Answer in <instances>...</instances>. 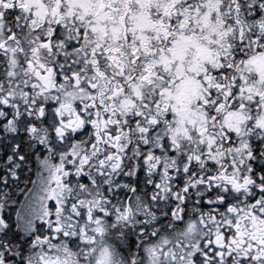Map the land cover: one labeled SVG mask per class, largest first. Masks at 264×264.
I'll return each mask as SVG.
<instances>
[{
	"label": "snow or ice",
	"instance_id": "snow-or-ice-1",
	"mask_svg": "<svg viewBox=\"0 0 264 264\" xmlns=\"http://www.w3.org/2000/svg\"><path fill=\"white\" fill-rule=\"evenodd\" d=\"M0 264H264V0H0Z\"/></svg>",
	"mask_w": 264,
	"mask_h": 264
}]
</instances>
